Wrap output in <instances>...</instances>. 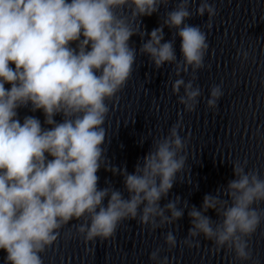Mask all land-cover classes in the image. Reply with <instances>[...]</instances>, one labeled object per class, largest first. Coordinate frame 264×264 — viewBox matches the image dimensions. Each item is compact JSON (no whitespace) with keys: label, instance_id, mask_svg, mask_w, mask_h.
I'll return each mask as SVG.
<instances>
[{"label":"clouds","instance_id":"9594fccd","mask_svg":"<svg viewBox=\"0 0 264 264\" xmlns=\"http://www.w3.org/2000/svg\"><path fill=\"white\" fill-rule=\"evenodd\" d=\"M167 4L168 0H0V249L6 253L5 264H43L40 253L73 219L81 221L77 232L87 242L110 238L121 221L137 217L154 230L178 220L185 208L191 225L185 244L193 246L188 238L202 235L217 250L231 249L239 261L251 258L245 237L264 219V209L253 207L264 202V179L255 170H244L246 160L232 163L234 178L217 194H205L198 209L187 201L177 207L178 196L163 206L159 203L186 161L180 153L187 138L178 135L179 120L166 136L152 141L132 173L110 165L104 155L107 101L129 78L137 51L156 68L177 61L173 41L161 42L165 26L180 38L182 58L171 91L177 94L183 88L178 102L186 112L197 103L200 89L179 76L189 68L193 73L202 68L208 49L200 26L186 23L189 0H178L147 33L139 50L129 45L132 35L145 36L140 23L132 27L131 22ZM125 8L128 16L119 15ZM205 13L206 27L211 28L215 9L208 0H199L195 14ZM6 83L10 87L5 88ZM221 95L219 85L211 86L206 106L216 108ZM29 103L32 111H42L50 128L34 116L18 118L17 109ZM55 114L62 115L61 122L53 119ZM102 167L122 176L127 198L111 185L97 187L96 173ZM209 209L218 223L205 215ZM164 241L169 248L176 246L171 231ZM149 258L154 264H170L168 257H159L158 248Z\"/></svg>","mask_w":264,"mask_h":264},{"label":"water","instance_id":"95a60500","mask_svg":"<svg viewBox=\"0 0 264 264\" xmlns=\"http://www.w3.org/2000/svg\"><path fill=\"white\" fill-rule=\"evenodd\" d=\"M178 0H168L157 12L139 17L131 22L132 27L140 23L145 36L132 35L129 45L139 50L147 33L159 26L166 13L175 8ZM215 9L211 17V28L206 27L207 13L195 14L199 0H189L191 16L186 23L200 26L206 34L208 49L203 58V67L192 72L181 71L179 76L185 82L192 80L200 89L197 103L191 112H186L178 102V95L171 91L172 82L177 79L176 64L181 61L180 38L175 29L165 26L163 40H172L177 61L165 62L156 68L149 57L137 51L132 72L124 86L107 101L108 113L104 122V155L110 165L123 167L128 173L150 150L152 141L163 138L169 128L180 121L178 135L186 137L181 155L186 157L183 169L177 173L175 181L166 197L160 200L163 206L169 200L180 198L198 209L205 194H217V189L226 186L234 178L232 163L247 161L246 172L255 170L258 178L264 179V0H208ZM127 8L119 15L128 16ZM131 19V18H129ZM75 42H73L74 44ZM247 52V58L238 53ZM14 67V65H10ZM194 77V78H193ZM219 85L222 95L217 107L206 106L211 86ZM10 87L5 84V88ZM18 118L34 116L42 127L41 110H31V104L17 109ZM53 119L61 122L62 115ZM143 140V143H139ZM51 158V157H49ZM97 187L112 186L127 198L123 178L117 173L100 168ZM189 179L191 182H185ZM227 199L226 196L221 197ZM106 203V199L104 201ZM253 207L264 209V202ZM188 209L171 224L156 229L138 222L137 219L121 221L110 238L84 241L77 232L81 222L68 221L57 231V239L40 253L43 264H154L149 254L159 249V257H168L170 264H264V219L256 230L245 237L251 258L247 261L235 259L231 249L217 246L203 236L189 237L193 246L183 241L191 227ZM167 214V213H166ZM205 215L218 223L214 210ZM171 231L176 246L169 248L164 234ZM6 253L0 249V264H5Z\"/></svg>","mask_w":264,"mask_h":264}]
</instances>
